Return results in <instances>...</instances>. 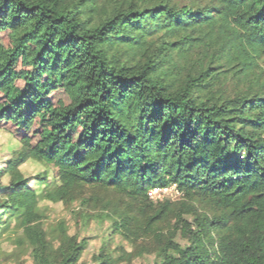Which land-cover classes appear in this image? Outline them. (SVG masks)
I'll list each match as a JSON object with an SVG mask.
<instances>
[{
	"label": "trees",
	"instance_id": "1",
	"mask_svg": "<svg viewBox=\"0 0 264 264\" xmlns=\"http://www.w3.org/2000/svg\"><path fill=\"white\" fill-rule=\"evenodd\" d=\"M0 130L21 144L0 167V223L20 213L34 264H82L88 242L63 224L49 241L29 161L51 170L35 181L57 182L52 203L83 187L135 201L91 219L153 235L158 264H264V0H0ZM174 186L179 206L149 197Z\"/></svg>",
	"mask_w": 264,
	"mask_h": 264
},
{
	"label": "rangeland",
	"instance_id": "2",
	"mask_svg": "<svg viewBox=\"0 0 264 264\" xmlns=\"http://www.w3.org/2000/svg\"><path fill=\"white\" fill-rule=\"evenodd\" d=\"M173 3L182 7L191 3V0H173ZM190 65L197 58L191 55ZM188 65V64H187ZM235 82V81H234ZM233 81L229 87L233 89ZM230 89V90H231ZM21 147L20 141L7 130H0V167L5 162L13 158L14 152ZM26 178L34 180L30 183L35 188L40 197L39 213L44 217V227L49 241L58 246V236L60 225L63 224L70 236H77L80 241L87 240L88 247L83 255L82 264H100V256L112 260V264H158L159 257L157 251L160 248L153 235H145L138 232L137 237L126 240L121 235L112 236V225L107 219H91L92 216L103 215L102 207L110 204L111 207H118L121 210H131L132 215H137V203L127 195H121L112 189L102 187H83L77 190L78 199L69 203H52L46 199V193L54 190L58 185L56 181L46 184L35 181L39 175L48 173L53 176L51 170L45 166L29 161L20 168ZM8 177L1 180L2 186H7ZM83 199L91 200L83 204ZM171 201L177 206L184 201V197L178 196L175 192L169 191L164 197V203ZM158 204V202H155ZM200 212L212 214V209L205 203H191ZM19 212H8L2 217L0 225V264H34L32 249L23 241L22 230L19 228ZM185 219L191 221L190 215H185ZM88 223V224H87ZM144 219L136 217L134 227L143 226ZM165 236H169L174 229L172 219H167L155 225ZM175 243L185 248L188 243L180 233L175 236Z\"/></svg>",
	"mask_w": 264,
	"mask_h": 264
},
{
	"label": "built area",
	"instance_id": "3",
	"mask_svg": "<svg viewBox=\"0 0 264 264\" xmlns=\"http://www.w3.org/2000/svg\"><path fill=\"white\" fill-rule=\"evenodd\" d=\"M171 191V192H175L178 196H181V194L178 192V190L176 189V187H171V188H165V189H153L149 192V197L151 200H153L154 202H161L163 201L164 197L167 195V193Z\"/></svg>",
	"mask_w": 264,
	"mask_h": 264
}]
</instances>
